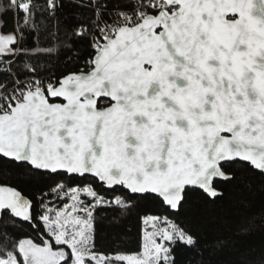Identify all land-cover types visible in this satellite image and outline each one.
Returning a JSON list of instances; mask_svg holds the SVG:
<instances>
[{
  "label": "snow or ice",
  "instance_id": "obj_1",
  "mask_svg": "<svg viewBox=\"0 0 264 264\" xmlns=\"http://www.w3.org/2000/svg\"><path fill=\"white\" fill-rule=\"evenodd\" d=\"M75 7L89 14L74 17L60 39L63 0L42 9L34 0L0 3V72L8 77L0 81V170H14L21 182L62 178L35 201L0 185V227L28 223L39 233V242L25 235L11 251L0 248V264H180L178 248L201 257L186 264H204L203 250L224 242L210 246L168 215L141 218L148 226L142 253L99 252L95 213L113 207L119 227L151 201L180 216L196 201L222 200L227 185L264 180V0H82ZM49 20L56 30L42 40ZM26 31L35 35L32 47ZM77 41L90 49L82 66ZM62 51L64 70L50 71ZM86 174L126 191L105 199L91 184L63 182ZM50 195L72 204L54 208ZM0 238L9 239L7 231Z\"/></svg>",
  "mask_w": 264,
  "mask_h": 264
},
{
  "label": "trees",
  "instance_id": "obj_2",
  "mask_svg": "<svg viewBox=\"0 0 264 264\" xmlns=\"http://www.w3.org/2000/svg\"><path fill=\"white\" fill-rule=\"evenodd\" d=\"M4 0H0L3 3ZM82 0H63V8L56 16L59 20L60 39H63V33L67 30L69 22L73 18H79L81 15L87 16V13L75 4ZM41 9L45 7L46 0H34ZM7 18H12L9 13ZM39 19V14L37 15ZM55 21H47V30L41 32V39L47 38L49 31H55L53 25ZM12 25L3 31H10ZM25 47H32L35 35L26 31ZM77 47L80 50L82 59L79 63L83 64V58H86L90 49L87 41H77ZM42 46H48L42 44ZM23 59V58H21ZM66 55L62 51L58 58L52 59L48 68L52 72L59 73L65 68ZM77 61L73 59L71 66L74 68ZM16 71V68H13ZM8 79L6 73L0 72V81ZM62 178L53 175L50 178L39 182H21L17 174L12 169L0 170V184L16 187L23 195L35 201L38 197L48 192L49 186ZM63 182L68 187L85 186L91 184L99 196L105 199H111L114 195L124 194L126 190L115 187V191L103 187L95 178L90 176H72L63 178ZM67 189V188H66ZM54 196L45 197V200L53 201ZM113 207H104L95 213L93 243L95 249L108 255L114 253L136 254L142 248V228L141 218L147 215H168L170 219L176 220L185 227L191 228L202 241L208 245H214L216 241H223L222 248L208 247L203 250L204 264H259V260L264 255V180L259 176H253L240 185H227L225 195L222 200L215 203L196 201L191 206L181 210L180 216L170 215L167 212H161L156 204L151 201H141L137 209L122 220L119 227L112 221L115 216ZM255 219V224L249 232L241 231L243 225L248 224ZM7 231L9 239L0 238V248L4 252L12 250V241L27 235L37 239L39 242V233H37L28 223H17V227H9L5 230L0 227V233ZM0 252V257L4 255ZM178 260L180 264H186L187 259L195 255L196 259H201L198 254L186 251L183 248L177 249ZM20 259V257H18Z\"/></svg>",
  "mask_w": 264,
  "mask_h": 264
},
{
  "label": "rangeland",
  "instance_id": "obj_3",
  "mask_svg": "<svg viewBox=\"0 0 264 264\" xmlns=\"http://www.w3.org/2000/svg\"><path fill=\"white\" fill-rule=\"evenodd\" d=\"M65 191H67V189H65ZM61 195H63V193H61ZM82 198H85V197H82ZM89 199L90 198H85V202L87 203ZM65 204L70 206L72 204V201L68 198H65L63 200L57 199L54 196L51 206L54 208H57V209H63ZM147 227H148L147 225H143V228H147ZM144 235H145V232L142 233V244L144 242L143 241ZM142 251H143V248H141V251L139 253H136V254H140V253H142ZM123 264H126V262H123Z\"/></svg>",
  "mask_w": 264,
  "mask_h": 264
},
{
  "label": "water",
  "instance_id": "obj_4",
  "mask_svg": "<svg viewBox=\"0 0 264 264\" xmlns=\"http://www.w3.org/2000/svg\"><path fill=\"white\" fill-rule=\"evenodd\" d=\"M78 176V175H77ZM85 176H90V177H93L91 174H86ZM78 177H81V176H78ZM94 178V177H93ZM99 182V181H98ZM100 183V182H99ZM101 184V183H100ZM0 185H5V184H0ZM103 185V184H102ZM5 186H8V185H5ZM103 187L107 188V189H111L105 185H103ZM115 187H119V186H115Z\"/></svg>",
  "mask_w": 264,
  "mask_h": 264
},
{
  "label": "built area",
  "instance_id": "obj_5",
  "mask_svg": "<svg viewBox=\"0 0 264 264\" xmlns=\"http://www.w3.org/2000/svg\"><path fill=\"white\" fill-rule=\"evenodd\" d=\"M0 67H3V66H0Z\"/></svg>",
  "mask_w": 264,
  "mask_h": 264
}]
</instances>
